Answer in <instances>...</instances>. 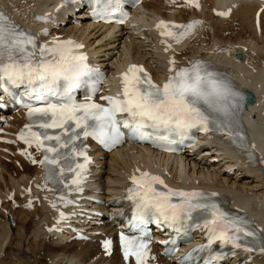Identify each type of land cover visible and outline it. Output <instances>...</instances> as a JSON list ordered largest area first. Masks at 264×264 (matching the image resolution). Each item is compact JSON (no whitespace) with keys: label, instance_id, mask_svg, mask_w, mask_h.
Returning <instances> with one entry per match:
<instances>
[{"label":"bare ground","instance_id":"bare-ground-1","mask_svg":"<svg viewBox=\"0 0 264 264\" xmlns=\"http://www.w3.org/2000/svg\"><path fill=\"white\" fill-rule=\"evenodd\" d=\"M221 5L232 7L228 17L212 15V7ZM0 6L33 29H41L43 32L47 30L53 36L58 34L76 36L86 45L90 60L101 71L113 72L116 65L122 61L126 50H130L129 56L135 61H143L158 82L169 74L170 65L166 59L168 57L174 59V64L171 65L174 68L188 66L190 61H200L222 75H233L241 90L250 89L254 93V100L244 107L242 114L248 127L254 131L253 147L257 151V160H246L245 157L248 156L232 148V143L225 137L218 135L209 138V135L203 133H200L192 145L185 148L183 154L174 156L154 152V150L134 144L111 150L107 154L108 159H103L106 153L95 144H91L94 160L91 163V182L83 187L82 192L75 194V197L80 196L79 199L73 197L68 200L72 202L67 203L68 210L73 215V222L80 224L82 220L81 223L88 226L86 232L89 237L87 239L67 240L73 234L70 222H56L53 211L49 208L51 205L46 204V201L55 199L51 188L46 187L43 190L46 200L38 197L32 202L30 200L32 193L22 194L23 186H27L29 181L30 188L34 191H36V184H41L43 178V171L39 166L41 152L26 144L0 145L12 151V155L0 151V182L3 183L5 174L9 176L8 179L11 182L8 187L3 185L4 189L0 187V215L7 212L4 208L6 202L4 190L10 189L15 195L22 197L20 198L23 202L20 205L21 210L26 208V211H23L24 215H29L28 218L24 216V219L36 224V228L31 230L32 237L42 238L43 233V236L50 234L55 237L51 242L54 252L50 253V257L56 264H123L116 247L111 255L102 256L98 244V238L101 237L99 233H112L113 223L116 220L115 213L123 206L121 202H113L112 193L122 192L130 173L144 167L164 166L166 175L173 176L174 173L172 178L174 181H178L177 178L184 175L182 183L185 186L202 185L222 190L234 199L237 206L249 210L264 225V178L261 173L264 167V162H262L264 161V60L262 56L260 57L264 45H258L259 41H257L264 32V0H201V6L198 8L184 4L180 0L175 3L169 0H144L141 6L142 11L135 17L139 26L125 24L110 30L104 26L91 25L82 8L77 13L72 12L71 9L67 10V13L66 10L52 11L42 22L35 21L37 17L43 18V12L53 8L50 0H0ZM41 6L48 7L43 9V12H39ZM259 6H262L263 10L259 19L260 30L257 32L253 25V16ZM184 8L193 12L188 16H182L185 15ZM70 11L75 16L81 17L79 24L73 23ZM156 14L176 21H188L198 16L200 22L193 25L186 35L178 36V42L177 39L171 38L169 39L171 45L164 47L151 27V19ZM63 21L66 23L61 25ZM246 25L251 29V31L248 30L251 33L249 32L250 36L243 35L244 41L240 40L237 44L224 41L222 38V33L230 29H240V32L244 33ZM234 26L236 28H233ZM209 40L211 44L208 45ZM237 52H241L242 56L237 57ZM3 115L4 113H1L0 116ZM25 122V111L19 110L7 113L3 125L15 135ZM17 147L27 149L28 159L15 153ZM220 156L221 158L217 160ZM3 157L11 160L13 164L18 161L22 168L19 177L6 172L1 160ZM32 160L36 161L37 168L35 166L30 169L28 166L27 162ZM105 163L108 165L107 168L104 167ZM231 167H235L232 172H230ZM104 172L105 175L102 176ZM37 195L40 196V194ZM36 205L41 211L39 215L35 208ZM97 209L103 213L100 219L102 224L89 226V221L87 222L83 217V213H90ZM12 225L4 217L0 218V257L10 254L6 252L8 250H6V245L10 229L14 226ZM59 229L61 232H57ZM153 235L156 240L163 237L159 233ZM72 246H78V249L71 251ZM180 254L177 252L171 259H168L161 256L159 248L155 246L145 264H179ZM9 257L20 260V257L14 255ZM241 263L264 264V253L249 254L239 250L222 262V264Z\"/></svg>","mask_w":264,"mask_h":264},{"label":"snow or ice","instance_id":"snow-or-ice-1","mask_svg":"<svg viewBox=\"0 0 264 264\" xmlns=\"http://www.w3.org/2000/svg\"><path fill=\"white\" fill-rule=\"evenodd\" d=\"M97 2L101 6V15H110L119 7L118 0L115 8L112 7V0ZM185 2L199 7L196 0ZM192 26L172 25L176 29H185L179 32V36L186 35ZM156 27L165 29L161 31V36H172L178 42V36L167 30L168 25L164 21ZM82 47L71 40L53 39L50 45L40 44L34 34L21 30L7 16L0 14V88L7 92L10 85H25L30 99L34 96L37 101L43 102L38 107L25 105L29 119L37 124L38 130L33 131L32 125L27 124V133L22 130L19 135L26 144H35L38 149L45 147L44 141H55L56 146L46 148L41 163L48 161L59 166L57 159H50L47 153L62 158L63 154L57 148H68L81 135L91 136L106 148L120 143L123 137L121 124L129 129L130 134H137L142 139L148 135L144 131L146 128L183 134L193 127L199 126V130L208 131L210 126H215L229 136L239 135V132L233 131L234 117L243 97L217 73L210 71L209 65L200 61H190L188 67L174 68L171 67L174 61L169 59V74L162 85L153 83L141 67L130 65L127 72L121 73L123 98L102 96L100 99L107 102L104 106L93 102L89 95L86 103H76L72 90L79 85L82 77L94 71L86 63L87 57L77 51ZM48 97H55L56 102H49ZM117 114H123V118L118 120ZM49 129L58 130V134L49 135ZM69 155L84 157V163L76 165L71 181L76 185L74 190L79 191L88 157L83 151L77 152L75 147ZM68 170L73 171L70 166ZM130 180L132 187L128 189V199L135 206L134 222L144 224L150 219L156 222L163 220L177 232L190 226H202L207 231L209 244L215 240L221 246L230 244L233 248L244 247L249 252L255 249L242 243L245 237H252L259 245L257 233L247 227L246 221L231 216L211 201L214 193L174 190L166 186V191H161L156 185H163L164 182L148 172L132 175ZM63 217L61 212L60 218ZM193 219L201 220L202 224L191 225ZM120 242L126 261L132 256L136 264H144L147 259L144 240L122 233ZM110 243L104 241L106 250ZM259 251L264 253V246H259Z\"/></svg>","mask_w":264,"mask_h":264},{"label":"rangeland","instance_id":"rangeland-1","mask_svg":"<svg viewBox=\"0 0 264 264\" xmlns=\"http://www.w3.org/2000/svg\"><path fill=\"white\" fill-rule=\"evenodd\" d=\"M191 12L188 10L187 8H184V13L185 15L182 16H188ZM263 22V21H262ZM248 28H247V27ZM244 26V33L240 32V29H230L227 30L226 32L222 33V38L224 39V41L227 42H240V40L244 41L245 37L243 35H249V32L251 31V29L249 28L248 25ZM231 28V27H230ZM233 28H236V26H234ZM246 29V30H245ZM250 30V31H248ZM251 33V32H250ZM262 36L258 38L257 41L258 45H264V32H262ZM242 36V37H241ZM240 38V39H239ZM237 43V44H238ZM211 44V40L208 41V45ZM228 44V43H227ZM260 57H263L264 60V46L260 52ZM106 156L103 159H108V153L109 152H105ZM2 163L4 165V169L6 170V172L12 173L13 176L15 177H19L20 176V172H22V168L20 167V164H18V162L14 163L11 160H8L6 158H1ZM28 166L30 167V169L34 168L36 166L35 163L33 162H27ZM107 163L104 164V167L107 168ZM24 168V167H23ZM37 168V167H35ZM36 170V169H35ZM25 171V170H24ZM28 172H30V170H27ZM11 174V175H12ZM105 175V172L103 173L102 176ZM4 181L3 183L0 182V187L2 189H4L3 185H6V187L10 186V180L8 179L9 176L7 174L4 175ZM16 200L18 202L15 203H10L9 201H6L4 203L5 207L11 214V216L14 219V223H13V228L10 229V233H9V238L7 241V245H6V252H10V254H5L6 256L2 255L0 257V264H56V262L54 261V259H52L50 257V253L54 252V249H52V245L53 243L52 240H54V236H51L50 234H47L46 236L42 235V238H37L34 239L32 237L31 234V230L33 228H36V224L33 223V221L28 222L26 219H24V216H28L29 215H24L23 211H26V208H22L21 210V206L23 202H21V199L18 195L15 196ZM35 208L38 210L37 214L39 215V213L41 212L40 209H38L39 207L36 205ZM4 214V213H3ZM1 214L0 218L5 216ZM41 215V214H40ZM44 231V230H43ZM16 232V234H15ZM14 234V235H13ZM12 235V236H11ZM38 235L40 236V233H38ZM19 239V240H18ZM11 241V242H10ZM19 244V245H18ZM20 246V247H19ZM72 249V250H71ZM70 250L74 251L78 249L77 247L72 246ZM69 250V252H71ZM56 251V249H55ZM17 256L20 257V260L16 259V258H12L9 256ZM26 255H28L29 257H27ZM3 259V260H2ZM63 264V263H61Z\"/></svg>","mask_w":264,"mask_h":264},{"label":"water","instance_id":"water-1","mask_svg":"<svg viewBox=\"0 0 264 264\" xmlns=\"http://www.w3.org/2000/svg\"><path fill=\"white\" fill-rule=\"evenodd\" d=\"M238 56L240 55L239 53L237 54ZM247 93H248V102H251L252 101V99H253V93L251 92V91H247ZM262 174H263V176H264V168L262 169ZM7 220L11 223L12 222V219L8 216L7 217Z\"/></svg>","mask_w":264,"mask_h":264}]
</instances>
